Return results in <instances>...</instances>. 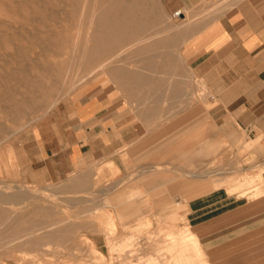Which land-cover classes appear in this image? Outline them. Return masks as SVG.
<instances>
[{
	"label": "rangeland",
	"instance_id": "rangeland-1",
	"mask_svg": "<svg viewBox=\"0 0 264 264\" xmlns=\"http://www.w3.org/2000/svg\"><path fill=\"white\" fill-rule=\"evenodd\" d=\"M48 1L0 0V188L16 184L29 189V192H19V189L13 188V191L4 195L0 193V198L17 193L23 196L25 193L19 200L21 203L16 200L0 202V210L3 208L6 211L2 216L0 213V264H212L206 258L197 234L189 227L186 216L189 200L187 194L181 191V181H211L223 176V184L214 189H226L237 196L236 203H244L242 208L246 212H264V200H253L264 195L261 148H258L254 140L230 135L231 130L227 131L223 124L214 121L210 114L213 101L209 96V108L199 111L187 108L180 126L170 128L169 131H159L160 134L150 143L153 145L164 139L181 125L188 126L196 122V119L199 120V143L194 139L191 128L185 134L174 136L170 151L163 154V165L171 170H147L140 173L160 153L150 150L147 145L136 148L137 152L132 155L129 154V148L123 150L121 168L115 166L113 160H106L105 154L98 152L92 160L87 155L75 163L68 177L41 181L39 172L34 169L39 165L36 160L41 145L39 130L45 128L52 131L65 126L73 130L79 118L74 113L76 99L82 103L94 95L105 105H110L108 111L119 107L126 109L124 115L128 116L134 113L132 110L128 112L129 105L124 102V95L128 98L129 91L120 89V83L136 73L144 81L147 79L148 82L138 84V98L144 100L138 101V107L145 108L146 93L152 92L147 90L148 87L162 82V74L169 61H174L177 64L175 68L181 69L178 76L185 86L183 96L178 97L180 100L172 97L167 102L159 101L157 108L164 110L170 105L182 103L193 108V104H188V101L193 99L197 104L202 96L201 90L196 89L197 94L191 98L193 78L188 66L182 64L172 42L167 46L169 35L182 25L178 21L169 23L170 16L160 0H139L144 9H141L142 13L136 22L125 26V40L118 45L114 44L113 51L100 57V61H103L115 55L123 44L143 40V44L140 43L117 59L119 65L126 66L127 73L121 74L116 72L117 68L110 67L94 75H89L91 69L100 61L79 66L75 53L79 46L84 45V23L87 22L90 10L86 13L84 11L81 16L78 12L80 4H69L70 0ZM26 4H34L36 8L32 5L26 7ZM17 5L22 6L18 9ZM11 7L12 13L9 10ZM38 13L37 16L42 18L36 16ZM81 29L82 33H77ZM145 39L147 42H144ZM145 45L153 47L141 50ZM165 47L174 54L169 60L163 51ZM168 76L171 74H166L165 79L168 80ZM110 94L115 95L110 99ZM56 102L59 104L50 111ZM61 104L66 108L56 115L57 107ZM136 118V123L140 125L142 121L138 116ZM139 135L138 130L134 137ZM183 138L185 141L182 143L180 141ZM203 138L222 141L219 150L210 155L198 156L194 150L200 146ZM254 149L258 152H252ZM206 169L212 170L211 173L206 175ZM82 171L89 173V181L93 182V186L88 191H74L68 182ZM185 171H194L198 175L193 176ZM168 176L172 179L163 183ZM134 186L150 188L147 192L149 199L133 200L134 207L129 209L131 212L118 215L114 209L113 188L114 191L121 190L122 197H127V191ZM107 198L112 201L110 204H105ZM169 201L171 207H164ZM110 210L115 215V232L111 231L114 217ZM2 217L4 221H1Z\"/></svg>",
	"mask_w": 264,
	"mask_h": 264
},
{
	"label": "crops",
	"instance_id": "crops-1",
	"mask_svg": "<svg viewBox=\"0 0 264 264\" xmlns=\"http://www.w3.org/2000/svg\"><path fill=\"white\" fill-rule=\"evenodd\" d=\"M160 1L170 16L169 23L178 21L182 25L169 35L167 46L172 42L182 64L188 66L193 78L191 98L197 94L196 89H200L201 101L197 104L193 99L188 101V104H193V108L185 103L170 105L164 110L157 108L159 101L167 102L172 97L180 100L178 97L183 96L185 86L178 76L181 69L175 68L177 64L174 61H169L164 68L162 82L148 87L147 90L152 92L146 93L145 108L138 107V101H144L143 98H138V84L120 83V89L129 91L128 98L124 95V102L129 105L128 112L132 110L134 113L128 116L124 115L126 109L119 107L108 111L110 105H105V102L94 95L82 103L76 99L74 113L79 118L73 130L66 126L52 131L45 128L39 130L41 145L36 155L39 165L34 169L39 172L41 181L68 177L75 168V163H79L87 155L92 160L98 152L105 154L106 160H113L115 166L121 168L123 150L129 148V154L132 155L137 152L136 148L147 145L150 150L160 153L140 173L147 170H171L163 165V154L170 151L174 136L185 134L191 128L194 139L199 143V120L196 119V122L193 121L188 126L181 125L164 139L153 145L150 143L160 134L159 131H169L170 128L180 126L187 108L190 111L209 108V96L213 101L210 108L212 119L223 124L227 131L231 130L230 135L256 141L263 152L260 157L264 164V0ZM177 10L180 11L179 14H175ZM163 51L167 53L168 60L174 55L169 52V48L165 47ZM166 74H171L168 80L165 79ZM114 95L110 94V99ZM65 108L63 104L59 105L56 115ZM136 116L142 121L140 125L136 123ZM138 130L140 135L136 138L134 136ZM184 141L183 138L180 142ZM221 144L222 141L218 139L213 141L203 138L194 152L200 157L210 155L216 153ZM101 148L104 150H100ZM252 152L257 153L258 150L254 149ZM209 167L210 165L207 166ZM208 170L206 169V175L212 171ZM185 173L198 175L194 171ZM88 175V172L82 171L68 182L70 188L74 191L91 189L93 182L89 181ZM171 179L168 176L163 183ZM223 181V176L211 181H181V191L187 194L189 200L186 214L189 227L197 234L206 258L212 264H264V212H246L242 208L244 203H236L237 196L226 189H214L220 187ZM227 188L230 191L228 184ZM150 190L134 186L127 191V197H122V191H114L113 188L115 211L120 216L127 215L125 212H131L129 209L134 207L133 200L147 201V192ZM256 199L264 200V195L253 200ZM174 200L180 202L178 199ZM111 202L107 198L105 204ZM170 203L171 201L167 202L164 207H171ZM112 212L110 210L114 217L111 231L115 232L117 226Z\"/></svg>",
	"mask_w": 264,
	"mask_h": 264
},
{
	"label": "bare ground",
	"instance_id": "bare-ground-1",
	"mask_svg": "<svg viewBox=\"0 0 264 264\" xmlns=\"http://www.w3.org/2000/svg\"><path fill=\"white\" fill-rule=\"evenodd\" d=\"M28 2H30V0H27ZM32 1V0H31ZM46 1V0H45ZM48 1V0H47ZM56 1V0H55ZM13 2V1H12ZM22 2V1H20ZM49 2V1H48ZM63 2V1H62ZM1 3V2H0ZM5 3V2H4ZM32 3V2H31ZM34 3V1H33ZM46 3V2H45ZM52 3V2H51ZM68 3V2H67ZM8 3H6L7 5ZM16 4V3H15ZM41 4V3H40ZM49 4V3H48ZM69 4H80V11L78 10V12H80L81 16H83L84 14V11L85 13L87 12V10H90L89 11V14H88V17H87V22H85V30L83 31V29H81L80 32H77V33H82V31L84 32V45H82L81 47L79 46V48H77L76 52L77 53V60H78V65L79 66H82L83 64L84 65H88L92 62H97V61H100V57L106 55V54H109L110 51H113L114 50V47L116 45H118L117 43H121L125 40V36H126V33L124 31L125 29V26H128V25H131L133 22H136L139 18H140V15L142 13V10L144 9V6L143 5H140V2L139 0H70ZM32 6L34 4H31ZM30 5V6H31ZM37 5V4H35ZM45 7L46 4H44ZM9 5H7L8 7ZM11 6H12V3H11ZM22 6V5H21ZM19 5H17V8L18 7H21ZM30 6L26 4V7H29ZM38 6V5H37ZM40 6V5H39ZM53 6V5H52ZM25 7V8H26ZM78 7V6H76ZM148 7V6H147ZM33 8H36L33 6ZM38 8V7H37ZM41 8V7H40ZM48 8V7H47ZM49 8H50V5H49ZM52 8V7H51ZM55 8V7H54ZM8 9V8H7ZM19 9V8H18ZM23 9V8H21ZM58 9V8H57ZM79 9V8H78ZM142 9V10H141ZM11 10V13H12V7L9 9ZM14 10V9H13ZM28 10V9H27ZM46 10V9H45ZM49 10V9H48ZM53 10V9H52ZM15 11H16V8H15ZM19 11V10H18ZM47 11V10H46ZM44 12V13H47V12ZM55 10H53V13H54ZM58 11V10H56ZM75 11V10H74ZM34 12V11H33ZM36 12V11H35ZM21 13L23 14L22 10H21ZM25 13V11H24ZM41 13V12H40ZM52 13V14H53ZM77 13V11L75 12ZM20 14V12H19ZM51 14V13H50ZM51 14V16H53ZM33 16L35 14H32ZM39 15L36 14V16ZM42 15V14H41ZM48 15V14H47ZM46 15V16H47ZM79 15V16H80ZM21 16V15H20ZM45 16V15H44ZM50 16V15H49ZM48 16V17H49ZM75 16V15H74ZM19 17V16H18ZM22 17V16H21ZM25 17V16H24ZM37 17H41V16H37ZM36 17V18H37ZM57 17V16H56ZM62 17V16H61ZM59 16V18H61ZM33 18V17H32ZM35 18V19H36ZM42 18V17H41ZM58 18V17H57ZM68 18V17H67ZM72 18V17H71ZM76 18V17H75ZM39 19V18H38ZM54 19V18H53ZM64 19L65 16H64ZM81 19V18H80ZM72 20V19H71ZM85 20V19H84ZM42 21V20H41ZM40 22V21H39ZM54 22V20H53ZM52 23V22H51ZM84 27V26H83ZM82 27V28H83ZM25 27H23L24 29ZM179 29V28H177ZM22 30V29H21ZM27 30V29H26ZM29 33V32H28ZM32 33V32H31ZM50 34L52 32H49ZM60 34L62 32H59ZM66 33V32H65ZM76 33V35H77ZM40 34V33H39ZM49 34V35H50ZM57 34V33H55ZM23 35V34H22ZM64 35V33L62 34V36ZM80 35V34H79ZM147 35V34H145ZM24 36V35H23ZM29 36V35H28ZM56 36V35H55ZM82 36V35H81ZM31 37V36H30ZM37 37V36H36ZM39 37V36H38ZM37 37V38H38ZM61 37V36H60ZM79 37V36H78ZM155 37V36H154ZM153 37V39H155ZM36 38V39H37ZM40 38V37H39ZM143 38V37H142ZM22 39V38H21ZM134 39V38H133ZM141 39V38H140ZM41 40V39H40ZM39 40V41H40ZM56 40V39H55ZM54 40V41H55ZM77 40V38H76ZM152 40V39H151ZM36 41V40H35ZM53 41V43H54ZM149 41V40H148ZM77 42V41H76ZM79 42H80V38H79ZM78 42V43H79ZM143 40H139V41H134V42H129V43H126V44H123V46L117 51V53L115 55H112L111 57L107 58V59H101L100 62H98L97 64L94 65V67L91 69L92 72H90L89 75H94L95 73H98L100 71H104L108 68H117V71L116 72H119L121 74H125L127 73V71L125 70L126 69V66H123V65H119L118 62H117V59H119L120 55L122 54H125L127 52H130L132 51L134 48L138 47L140 43H142ZM144 42H147V40L145 39ZM163 42V41H162ZM77 43V44H78ZM160 44V42H158ZM4 44V43H3ZM51 44V43H50ZM67 44V43H65ZM76 44V43H75ZM143 44V43H142ZM16 45V44H15ZM46 46V45H45ZM53 46V44L51 45ZM50 46V48H51ZM55 46V45H54ZM53 46V47H54ZM57 47V46H55ZM76 47V46H75ZM153 46H149V45H145L143 48H141V50H147V49H151ZM3 48V47H2ZM67 48V47H65ZM1 49V48H0ZM64 49V48H63ZM49 50V49H48ZM66 50V49H65ZM67 51V50H66ZM160 51V50H158ZM52 52V51H51ZM56 52V51H55ZM62 53V52H61ZM133 53V52H132ZM57 55V53H56ZM73 55V54H72ZM132 55V54H131ZM76 56V55H75ZM142 57V56H141ZM140 57V58H141ZM73 59V58H71ZM70 59V60H71ZM121 59V58H120ZM133 59V58H132ZM135 59V58H134ZM133 59V60H134ZM69 60V61H70ZM122 60V59H121ZM127 60V59H126ZM66 61V60H65ZM125 61V60H124ZM160 61V60H159ZM57 61H55L56 63ZM72 62L74 63L75 61L72 60ZM162 62V61H161ZM160 62V64H161ZM66 63H68L66 61ZM163 63V62H162ZM62 64H64L62 62ZM166 64V63H165ZM50 65V64H48ZM55 65V64H54ZM72 65V64H71ZM75 65V64H74ZM69 66V65H68ZM129 66V65H128ZM65 67V66H63ZM85 66H83L84 68ZM68 68V67H67ZM80 68V67H79ZM130 68V67H128ZM55 69V68H54ZM60 69V68H59ZM63 69V68H62ZM66 69V68H65ZM78 69V68H77ZM82 69V68H81ZM67 70V69H66ZM79 70V69H78ZM139 70V69H138ZM141 70V69H140ZM54 71V70H53ZM52 71V72H53ZM59 71V70H58ZM55 72V71H54ZM53 72V74H54ZM62 72V71H61ZM65 72V71H64ZM77 72V71H76ZM79 72V71H78ZM81 72V70H80ZM113 72V71H111ZM60 73V72H59ZM58 73V74H59ZM66 73V72H65ZM68 73V72H67ZM89 73V72H88ZM75 74V73H74ZM79 74V73H78ZM77 74V75H78ZM108 74V73H107ZM112 74V73H111ZM48 75V74H47ZM114 75V74H113ZM62 76V75H61ZM75 76V75H74ZM115 76V75H114ZM113 76V77H114ZM67 77V76H66ZM90 77V76H88ZM87 78V77H86ZM50 79V77H49ZM83 79V78H82ZM52 80V79H51ZM54 80V79H53ZM64 80V79H63ZM76 79H74L75 81ZM113 81V80H112ZM51 82V81H50ZM143 82H148L147 79L144 81L143 80V77L141 75H139V73H136L135 75H133L131 78H129L127 81H124V83L128 84V85H137V84H140V83H143ZM157 82V81H156ZM54 83V82H53ZM71 84V83H70ZM78 85V84H77ZM54 87V86H53ZM76 88V86H75ZM71 89V88H70ZM127 90V89H126ZM125 90V91H126ZM65 91H66V88H65ZM68 92V91H67ZM71 93V92H70ZM47 95V94H46ZM65 95V94H64ZM67 95V94H66ZM49 96V95H48ZM51 97V96H50ZM48 97V98H50ZM52 99V98H51ZM52 101V100H51ZM57 103V102H56ZM53 105V104H51ZM52 107V106H51ZM50 107V108H51ZM52 109V108H51ZM222 174V173H221ZM3 186V184H2ZM5 186V184H4ZM19 189V192L21 191H28L29 192V189L25 186H20V185H16L15 186L12 184L11 185H6L5 188H0V193H7V192H11L13 191L12 189ZM21 190V191H20ZM31 191V190H30ZM32 191H36V192H40V190H32ZM10 194V193H8ZM25 194V193H24ZM23 194V196H24ZM80 194V193H79ZM5 196H7L5 194ZM22 195L20 194H15L13 196H7V197H2L0 198V202H5V201H19L23 198ZM26 196V195H25ZM29 199V197H28ZM20 202V201H19ZM21 203V202H20ZM26 205V204H25ZM0 213H1V216L3 215V213H6L5 210H0ZM3 220V217L1 218V221ZM4 221V220H3ZM51 225V224H50ZM39 227V226H38ZM68 231V230H67ZM81 231V230H80ZM50 234V233H49ZM49 237L50 238V236ZM47 235V234H46ZM53 235V234H52ZM28 236V235H27ZM52 237V236H51ZM54 237V236H53ZM60 237V236H59ZM57 238V237H55ZM26 239V238H25ZM34 244V243H33Z\"/></svg>",
	"mask_w": 264,
	"mask_h": 264
},
{
	"label": "built area",
	"instance_id": "built-area-1",
	"mask_svg": "<svg viewBox=\"0 0 264 264\" xmlns=\"http://www.w3.org/2000/svg\"><path fill=\"white\" fill-rule=\"evenodd\" d=\"M179 12H180V11H179V10H177V11L175 12V14H179Z\"/></svg>",
	"mask_w": 264,
	"mask_h": 264
}]
</instances>
